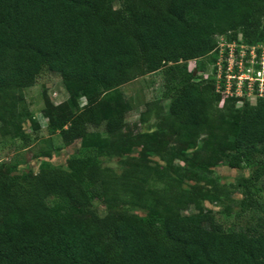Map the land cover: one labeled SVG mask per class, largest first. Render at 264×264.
Segmentation results:
<instances>
[{"label": "trees", "instance_id": "obj_1", "mask_svg": "<svg viewBox=\"0 0 264 264\" xmlns=\"http://www.w3.org/2000/svg\"><path fill=\"white\" fill-rule=\"evenodd\" d=\"M263 21L264 0H138L119 9L108 0H0V135L14 136L33 121L19 109L22 91L48 70L85 104L47 128L68 146L102 127L105 136L95 133L87 146L114 155L129 108L108 98L164 67L162 98L146 104L140 121L157 119L172 134L166 166L124 159L115 171L82 156L70 171L48 162L35 175L0 167V264H264V211L256 199L264 164L232 186L257 221L226 232L182 188L173 164L241 169L254 149L264 156V99L225 98L200 75L216 60L217 36L264 43ZM95 188L110 210L102 218L89 209ZM71 207L91 217H74ZM190 208L197 213L183 214Z\"/></svg>", "mask_w": 264, "mask_h": 264}, {"label": "rangeland", "instance_id": "obj_2", "mask_svg": "<svg viewBox=\"0 0 264 264\" xmlns=\"http://www.w3.org/2000/svg\"><path fill=\"white\" fill-rule=\"evenodd\" d=\"M108 1L115 9H119L127 4L137 3L138 0ZM262 26L264 28V21ZM194 66V62L188 63L189 69ZM166 68L119 87L108 98L107 102L111 105L121 99L129 108L125 114V126L122 131L125 139L114 155L109 153V149L98 150L87 146V142L95 133H99L102 137L105 136L102 127H89L84 140H75L68 146L62 143L58 131L52 132L51 127L47 128L49 122L56 124L65 116L79 110L85 104V99L80 95L71 97L58 75L42 70L35 84L23 89L22 100L19 103L20 111L33 117V121L27 120L21 123L20 130L14 136L0 135V167L11 170L16 175H35L39 172L41 163L48 162L55 168L70 171L71 160L82 156H93L102 166L115 171H118L119 162L124 159L131 162L146 160L151 165L166 166L164 160L169 153L168 146L171 144L172 134L168 128L162 127V123L157 119L140 121V113L146 109V104L162 98ZM194 74L196 75V71ZM210 74H213L212 64L208 65L207 70L200 75H209V78H212ZM213 84L215 86L214 82ZM250 100L251 104L255 103L253 98ZM163 102L166 105L167 101ZM236 106H240V103ZM143 134L144 137L141 138L143 146H141L137 141ZM159 141L161 145H155ZM232 141V137L229 136L226 149L232 148ZM163 144L165 148L161 147ZM258 163L264 164V156L259 153V149H254L247 154L241 169H231L225 162H219L208 171H202L193 167L187 168L184 163L173 161L176 168L179 166V173L183 176L182 188L191 190L194 196L201 200V212H211L218 227L225 232L247 229L257 221L256 213L243 208L242 196L234 191L232 186L238 178L248 176L253 166ZM261 185L262 191L256 199L257 207L264 211V183ZM150 186L160 187L161 185L152 182ZM96 190V188L89 190V209L97 217L102 218L110 210L98 198ZM55 201L54 197L48 200L49 204ZM70 213L78 218L89 219L91 217L90 214H84L77 207H71ZM192 213L196 214L197 211L190 208L183 212V214Z\"/></svg>", "mask_w": 264, "mask_h": 264}, {"label": "built area", "instance_id": "obj_3", "mask_svg": "<svg viewBox=\"0 0 264 264\" xmlns=\"http://www.w3.org/2000/svg\"><path fill=\"white\" fill-rule=\"evenodd\" d=\"M214 51L216 60L210 76L217 93L250 104L251 98L255 103L264 99V43L248 45L240 35L231 42L225 36H217Z\"/></svg>", "mask_w": 264, "mask_h": 264}]
</instances>
